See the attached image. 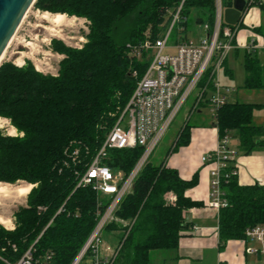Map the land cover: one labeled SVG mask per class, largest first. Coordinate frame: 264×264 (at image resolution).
<instances>
[{
    "label": "trees",
    "instance_id": "obj_1",
    "mask_svg": "<svg viewBox=\"0 0 264 264\" xmlns=\"http://www.w3.org/2000/svg\"><path fill=\"white\" fill-rule=\"evenodd\" d=\"M182 1L36 0L34 7L42 12L88 21L89 33L81 50L53 40V51L64 56L57 77L37 71L30 62L24 68L13 62L0 66V118L23 134L11 137L0 130V183L35 186L26 206L14 214L15 229L0 225L2 258L18 262L32 247L37 258L52 254L53 264H71L76 258L97 224L101 199L92 187L78 185L80 176L98 155L149 66L146 59L130 57L129 47L139 46L148 36L158 38ZM223 4L229 9L235 0ZM260 9L264 12V6ZM214 13L215 0L185 1L187 24L194 18L197 25H213ZM187 24L175 31L173 42L187 34ZM244 28L242 23L239 29ZM244 67V89L263 90L264 54L250 51ZM209 77L210 73L204 84ZM209 87L213 88L211 82ZM259 107L227 103L216 116L220 136L234 132L243 154L263 146V129L253 124ZM191 128L188 122L184 125L161 164L148 162L142 168L115 213L120 221L106 228L122 234L115 264H153V252L176 250L187 228L185 212L203 207L186 196L198 185V174L184 180L167 167L169 155L189 144ZM143 154L142 147L111 150L106 165L126 179ZM225 190L229 205L218 215L220 248L230 240H243L248 228L264 224V187L241 186L234 179ZM168 193L176 196L174 202L165 201Z\"/></svg>",
    "mask_w": 264,
    "mask_h": 264
},
{
    "label": "built area",
    "instance_id": "obj_2",
    "mask_svg": "<svg viewBox=\"0 0 264 264\" xmlns=\"http://www.w3.org/2000/svg\"><path fill=\"white\" fill-rule=\"evenodd\" d=\"M185 1L171 12V19L158 38L152 40L148 36L139 46L129 47L130 57L138 61L146 59L149 66L143 77L137 80L131 99L98 155L86 173L80 176L78 185L92 187L101 199L97 204V224L71 264H115L122 243L119 240L113 246L102 247L103 233L115 222L114 215L123 198L131 192L134 180L179 112L195 96L196 104L206 102L212 118L216 119L218 111L228 103L230 90L220 84L218 76L234 48L239 27L249 10L264 6V0H241L244 11L235 26L225 22L227 8L223 0H215L214 23L195 27L194 33L199 36L197 41L188 38L186 29V35L179 34L178 41L172 42L175 31L179 28L184 30L182 24H187V19L183 17ZM209 73L210 77L204 84L203 80ZM133 77L138 78L137 71H133ZM231 141L229 132L224 136L219 134L216 149L202 158L205 165L212 166L209 207L218 215L229 205L225 187L239 175L235 161L240 151ZM138 147L144 148V154L128 178L125 179L121 171L113 172L106 165L111 150ZM75 155L78 156V152ZM170 199L167 198L168 202L176 200L174 196ZM5 229L9 230L7 227ZM243 240L254 244L248 248L249 253L264 258V224L248 228ZM13 248L16 249L15 246ZM34 252L33 247L30 248L18 262L1 256L0 260L4 264H53L52 254L37 258Z\"/></svg>",
    "mask_w": 264,
    "mask_h": 264
},
{
    "label": "crops",
    "instance_id": "obj_3",
    "mask_svg": "<svg viewBox=\"0 0 264 264\" xmlns=\"http://www.w3.org/2000/svg\"><path fill=\"white\" fill-rule=\"evenodd\" d=\"M241 29L236 37L234 48L230 51L221 72L225 79L233 80L234 72L230 68L229 56L232 52L236 58L241 51L245 56L250 51L264 54V12L260 8H251L246 15ZM260 29L256 33L254 29ZM246 73L244 67V83ZM220 84L230 90L228 103H248L260 105L255 110L253 124L263 129L259 142L263 146L258 147L250 154H243L240 142L234 132H229L231 143L240 151L235 163L239 171L237 181L241 186L259 185L264 187V89L250 91L251 94L238 92L230 84H223L221 74L218 76ZM244 89V84L243 87ZM240 89V88H239ZM245 90V89H244ZM235 93H237L235 95ZM233 98V100H231ZM189 100L187 110H190ZM185 105V106H186ZM184 106V107H185ZM192 108V105H191ZM193 109V108H192ZM194 110V109H193ZM211 113L206 102L201 103L193 112L196 117L195 124L190 131V142L180 147L179 150L167 159V167L175 169L184 180H191L198 174L199 183L195 188L186 192V196L196 202H202L203 207L193 208L185 212L187 228L179 241L176 250L168 251L162 259L165 264H264V258L248 252V248L254 246L245 240H230L223 248H220L218 213L209 207L210 199V171L212 166L205 165L202 158L205 154L216 149L219 132L215 126V119L211 122L205 120ZM206 113V114H205ZM191 122V119L188 123Z\"/></svg>",
    "mask_w": 264,
    "mask_h": 264
},
{
    "label": "rangeland",
    "instance_id": "obj_4",
    "mask_svg": "<svg viewBox=\"0 0 264 264\" xmlns=\"http://www.w3.org/2000/svg\"><path fill=\"white\" fill-rule=\"evenodd\" d=\"M43 13L45 12L36 9L34 5L32 6V8L28 11L25 18L23 19L13 41L6 49L2 63L13 62L20 68H24L27 67L28 62H30L37 71L45 75H51L57 77L59 75V70H60V61L63 59L64 56L59 53H55L53 51V40H58L63 42L66 45V47L70 49L81 50L84 47V45L87 43V34L89 33V28H88L89 23L84 19L69 17L66 15L67 16L66 22L62 23V25L59 27H54L42 20L41 17ZM196 26L197 24L194 23V18L193 21L191 18V21L187 25L186 29H188V34H187L188 38L192 41H197L199 38V36L194 33V29H196L195 28ZM173 39L174 36L172 38V42ZM244 55L245 52L241 51L238 58H236L234 52H232L229 56L230 68L234 72L233 80L225 79L223 75V71L220 72V74L223 84H230L233 89H236V91L240 93L242 91L245 92L246 94H251V92L241 88L243 87L244 84V66H243ZM236 94L237 93H235V95ZM190 100H191L190 101L191 103H189L190 110L189 109L187 110L188 107L187 104L181 110V112H179V114L171 124L167 133L164 135L160 143L156 146L155 150L150 155L146 164L148 162H150L153 165L161 164L162 161H164V159L167 157V153L172 148L175 147L179 133L181 129L184 127V125L190 119L191 122H189V125L191 127L196 125L195 124L196 117H193L192 111L198 104H196V102L194 101L195 96L191 97ZM231 100H233V98H231ZM191 105L193 109L191 108ZM205 120L211 122L212 117L208 115L205 117ZM0 121H2L3 123L1 125L2 127H0V130L4 134L9 135L11 137L23 136V134L20 133L15 128V126L11 124L9 120L1 119ZM0 184L1 185L4 184V187H10V188L30 185L23 181L17 182L15 184H5V183H0ZM29 194L26 199L20 198L17 194H13L9 199L4 197L0 198V218H4L6 220L12 221V226L11 225L5 226L9 228V231L15 229L16 225H15L14 214L17 212V210L20 207L26 206L28 202ZM171 196H174L176 198V196L173 193H168L165 195V201L166 202H168V200L170 201ZM114 218H115L114 221H120L117 219L116 215H114ZM0 225L3 226L2 224ZM121 236H122L121 233L107 232L106 230L103 233L102 247H105L107 245H111V246L115 245L120 240ZM166 254L167 251L153 252L151 254V259L153 264L163 263L162 259L166 256Z\"/></svg>",
    "mask_w": 264,
    "mask_h": 264
},
{
    "label": "water",
    "instance_id": "obj_5",
    "mask_svg": "<svg viewBox=\"0 0 264 264\" xmlns=\"http://www.w3.org/2000/svg\"><path fill=\"white\" fill-rule=\"evenodd\" d=\"M35 2L36 0H0V66L3 54ZM243 11L244 3L235 0L234 7L225 10V22L231 26L237 25Z\"/></svg>",
    "mask_w": 264,
    "mask_h": 264
},
{
    "label": "bare ground",
    "instance_id": "obj_6",
    "mask_svg": "<svg viewBox=\"0 0 264 264\" xmlns=\"http://www.w3.org/2000/svg\"><path fill=\"white\" fill-rule=\"evenodd\" d=\"M66 17H67L66 15H61V14L53 15V14L45 12V13H43L41 18L44 22H47L54 27H59L62 25V23L66 22ZM3 56H4V54H3ZM3 56L1 58V62L3 60ZM2 124H3L2 121H0V127H2L1 126ZM33 188H34L33 185H26V186H21V187L19 186L16 188H13V187L10 188V187H4V184L3 185L0 184V198L4 197V198L9 199L13 194H17L20 198L26 199L28 194L31 192V190ZM0 224L5 225V226H9V225L12 226V221L6 220L4 218H0Z\"/></svg>",
    "mask_w": 264,
    "mask_h": 264
}]
</instances>
